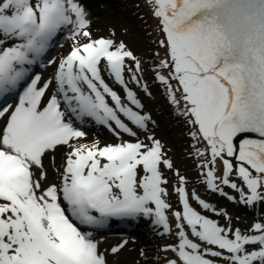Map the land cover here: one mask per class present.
Segmentation results:
<instances>
[{
	"label": "snow or ice",
	"instance_id": "1",
	"mask_svg": "<svg viewBox=\"0 0 264 264\" xmlns=\"http://www.w3.org/2000/svg\"><path fill=\"white\" fill-rule=\"evenodd\" d=\"M146 3L166 53L155 80L204 145L195 148L204 185L246 206L264 203V0ZM89 24L80 0H0V264H107L91 229L143 217L168 235L169 212L177 242L163 249L174 254L167 264H264V223L241 232L209 218L203 213L227 215L189 194L178 171L180 210L167 202L162 168L173 164L147 134L155 122L124 76L132 73L151 95L136 75L140 62L123 42L92 39ZM65 30L70 50L47 61L54 70L43 79L34 66H47L45 54ZM126 60L135 61V72ZM102 73L122 86L123 99ZM86 120L119 142L80 143ZM60 146L68 151L59 183H47L43 158Z\"/></svg>",
	"mask_w": 264,
	"mask_h": 264
},
{
	"label": "rangeland",
	"instance_id": "2",
	"mask_svg": "<svg viewBox=\"0 0 264 264\" xmlns=\"http://www.w3.org/2000/svg\"><path fill=\"white\" fill-rule=\"evenodd\" d=\"M85 8L87 19L90 21L88 31L92 39L108 38L114 40L116 44L123 42L133 55L139 60L141 71L136 73L142 84L147 85L148 95L141 90V87L129 78L132 73L125 70V80L129 81V88L136 94L137 99L143 105L142 113L151 116L155 122L149 123L147 134L153 135L163 145V150L167 158L172 162V170L163 169L165 178L168 180L166 185L168 190L167 202L175 210H180L178 196L173 191L178 186V179L175 173L186 179V191L191 194L195 192L201 199L212 205L218 211L223 210L227 215L217 216L213 213H203L209 218L217 220L221 225H229L233 229H240L246 232L253 223H264V203H256L253 206L236 207L232 205H244L235 200H228L227 196L219 192L207 190L203 183L201 169L197 167L201 159L195 155V148H203V143L194 141L190 135L193 130L185 120L176 114V110L168 103L164 92V86L155 80L156 65L160 60L166 58L165 49L161 48L159 41L163 38L158 28V20L153 17L146 0H80ZM81 43L86 42V38H80ZM73 41L70 38V31L65 30L57 36L49 51L45 54L44 63L47 65L48 60H56L67 55ZM126 64L131 66L135 72V61L126 60ZM54 70V66L47 65L44 68H36L34 71L39 72L43 79H48ZM161 74L166 75V70H161ZM106 82L112 87L122 99L124 97L123 88L117 85L102 73ZM173 86L175 82L173 81ZM139 89V90H138ZM164 94L166 100L155 97L156 93ZM160 99V100H159ZM12 102V101H11ZM10 102V103H11ZM126 102V101H125ZM79 130L85 133L80 139V143L91 144L99 143L101 147L109 143H117V137L104 125L97 124L95 121L86 120L85 123L78 125ZM141 140L145 138V133L137 130ZM124 140L134 139L123 135ZM68 149L66 146H60L52 154H46L43 158L44 169L47 173V183H59V171L62 170L64 158ZM217 175L221 174V166L217 162ZM202 184V189L210 192L209 197H202L197 188ZM47 186V185H45ZM224 193L235 196V192L227 186L221 185ZM190 204L198 211L203 212L199 206L190 199ZM231 213V214H230ZM138 233L134 235H122L111 233L114 231L104 230L93 232L96 240L99 241L101 252L106 255L107 264H167V260L173 258L174 254L170 251H164L165 246L174 244V235H162V229L157 228L149 219L139 217ZM169 221L174 224L173 217L169 212ZM110 219L107 224L111 225ZM104 225V226H105ZM109 225V226H110ZM148 238L147 241L145 239ZM126 241V243H124ZM124 243L117 253H112L111 248ZM143 253V254H142Z\"/></svg>",
	"mask_w": 264,
	"mask_h": 264
},
{
	"label": "bare ground",
	"instance_id": "3",
	"mask_svg": "<svg viewBox=\"0 0 264 264\" xmlns=\"http://www.w3.org/2000/svg\"><path fill=\"white\" fill-rule=\"evenodd\" d=\"M11 102V101H9ZM52 154H54V152H51ZM139 221L137 219H116L113 220V222L111 223V225H105L104 226V231L106 233H109L108 231H114L111 233H120L122 235H134L138 233V229H139ZM149 237H147L145 239V241L148 240Z\"/></svg>",
	"mask_w": 264,
	"mask_h": 264
},
{
	"label": "trees",
	"instance_id": "4",
	"mask_svg": "<svg viewBox=\"0 0 264 264\" xmlns=\"http://www.w3.org/2000/svg\"><path fill=\"white\" fill-rule=\"evenodd\" d=\"M138 90H139V89H138ZM155 95H156L155 97H157V98H160V99H162V100H166V98L164 97V94H162V93L157 92ZM160 99H159V100H160ZM202 187H203L202 184H200L199 188H197L198 193H199L200 195H202V197L208 198L210 192H208L206 189H202ZM232 206H233V208H236V207H242V206L247 207L246 205H238V204H234V205H232ZM200 210H201V209H200ZM230 214H231V213H230ZM169 223H170V226L173 227V233L170 234V235H174V233H175L174 224H173V223L171 224L170 221H169ZM168 235H169V234H168ZM171 237L176 239L175 235H174V236H171ZM190 238H191V236H190ZM176 242H177V239H176V241H175L174 243H176Z\"/></svg>",
	"mask_w": 264,
	"mask_h": 264
}]
</instances>
